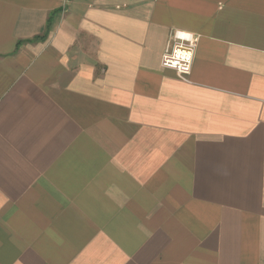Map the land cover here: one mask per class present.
I'll list each match as a JSON object with an SVG mask.
<instances>
[{
    "label": "crops",
    "instance_id": "0c3cea01",
    "mask_svg": "<svg viewBox=\"0 0 264 264\" xmlns=\"http://www.w3.org/2000/svg\"><path fill=\"white\" fill-rule=\"evenodd\" d=\"M0 264H264V0H0Z\"/></svg>",
    "mask_w": 264,
    "mask_h": 264
},
{
    "label": "built area",
    "instance_id": "2783aa9c",
    "mask_svg": "<svg viewBox=\"0 0 264 264\" xmlns=\"http://www.w3.org/2000/svg\"><path fill=\"white\" fill-rule=\"evenodd\" d=\"M196 45L197 38L192 34L178 30L172 32L161 56V66L186 80L191 72Z\"/></svg>",
    "mask_w": 264,
    "mask_h": 264
}]
</instances>
